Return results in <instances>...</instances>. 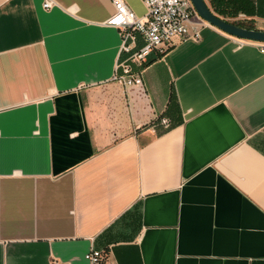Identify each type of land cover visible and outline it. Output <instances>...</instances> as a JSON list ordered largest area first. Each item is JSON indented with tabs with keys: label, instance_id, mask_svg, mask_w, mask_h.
I'll return each instance as SVG.
<instances>
[{
	"label": "crops",
	"instance_id": "crops-1",
	"mask_svg": "<svg viewBox=\"0 0 264 264\" xmlns=\"http://www.w3.org/2000/svg\"><path fill=\"white\" fill-rule=\"evenodd\" d=\"M52 1L0 0V264H264L259 44L205 25L125 88L112 1ZM205 1L264 30V0Z\"/></svg>",
	"mask_w": 264,
	"mask_h": 264
},
{
	"label": "built area",
	"instance_id": "built-area-1",
	"mask_svg": "<svg viewBox=\"0 0 264 264\" xmlns=\"http://www.w3.org/2000/svg\"><path fill=\"white\" fill-rule=\"evenodd\" d=\"M111 1L114 13L107 23L118 29L120 51L128 53V57L116 65L112 78L125 88L139 85L142 81L140 75L133 72L129 61L141 65L152 51L162 52L173 45L175 38L198 41L201 28L211 26L200 18L190 0H143L146 12L142 16L136 15L125 0ZM52 5V0L43 2L45 9ZM138 36L143 44L136 48ZM257 43L260 51L264 52V43ZM158 124L165 130L171 126L167 117H160ZM85 258L90 264H103L104 255L102 250L90 249Z\"/></svg>",
	"mask_w": 264,
	"mask_h": 264
},
{
	"label": "water",
	"instance_id": "water-1",
	"mask_svg": "<svg viewBox=\"0 0 264 264\" xmlns=\"http://www.w3.org/2000/svg\"><path fill=\"white\" fill-rule=\"evenodd\" d=\"M201 19L211 26L239 39L264 43V30L239 26L216 15L205 0H190Z\"/></svg>",
	"mask_w": 264,
	"mask_h": 264
},
{
	"label": "trees",
	"instance_id": "trees-1",
	"mask_svg": "<svg viewBox=\"0 0 264 264\" xmlns=\"http://www.w3.org/2000/svg\"><path fill=\"white\" fill-rule=\"evenodd\" d=\"M214 9L223 12L225 9L232 8L233 11L245 10L244 0H211Z\"/></svg>",
	"mask_w": 264,
	"mask_h": 264
}]
</instances>
